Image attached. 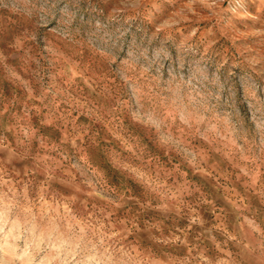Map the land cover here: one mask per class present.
<instances>
[{
  "label": "clouds",
  "instance_id": "1",
  "mask_svg": "<svg viewBox=\"0 0 264 264\" xmlns=\"http://www.w3.org/2000/svg\"><path fill=\"white\" fill-rule=\"evenodd\" d=\"M0 264H264V0H0Z\"/></svg>",
  "mask_w": 264,
  "mask_h": 264
}]
</instances>
